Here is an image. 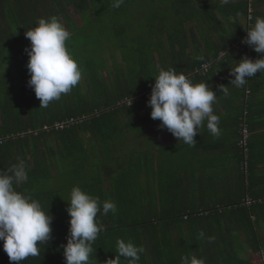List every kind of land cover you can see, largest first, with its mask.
<instances>
[{
	"label": "trees",
	"instance_id": "1",
	"mask_svg": "<svg viewBox=\"0 0 264 264\" xmlns=\"http://www.w3.org/2000/svg\"><path fill=\"white\" fill-rule=\"evenodd\" d=\"M6 2L0 0V9ZM48 3V17L58 18L71 40L90 19L109 39L116 33V50L111 66L88 65L78 85L47 108H40L28 75L20 77L21 97L15 95L11 74L0 77V170L23 160L28 181L16 190L54 217L51 239L40 245L41 254L21 264H65L66 208L77 186L101 204L110 200L117 206L115 214L97 216L104 230L92 245L91 264L115 258L118 239L145 249L138 264H181V257L192 255L206 264H264L259 257L264 251V169L253 115L261 73L239 88L230 85L234 77L229 75L245 56L240 44L259 17L257 0L252 20L247 0H124L119 8L113 0ZM252 53L253 60L259 58ZM206 65L208 71H200ZM161 68L218 90L214 111L222 106L219 96L225 97L219 86L234 97L238 176L231 189L223 185L215 198L206 199L205 185L192 183V147L150 117L147 101ZM71 119L74 124L56 128ZM242 125L250 131L247 177L242 170L245 151L239 146ZM248 197L255 203L246 206ZM0 264H10L3 241ZM122 264H127L123 258Z\"/></svg>",
	"mask_w": 264,
	"mask_h": 264
},
{
	"label": "clouds",
	"instance_id": "2",
	"mask_svg": "<svg viewBox=\"0 0 264 264\" xmlns=\"http://www.w3.org/2000/svg\"><path fill=\"white\" fill-rule=\"evenodd\" d=\"M124 0H113L112 6L119 8ZM228 0H222L227 3ZM247 35L241 43L250 47L259 58L247 56L230 69L234 77L230 85L244 86L248 79L264 72V17H257L254 25L246 30ZM30 47L25 48L29 57L27 71L30 79L27 84L40 101V108L59 101L63 95L72 91L83 76V70L69 52L66 42L71 33L56 17L39 19L37 26L25 32ZM219 90L228 95L226 86ZM217 93L208 83L193 84L185 74L175 69L161 68L151 86L147 106L151 108L150 117L160 121L159 127L166 129L178 141L196 146L199 130L206 123L213 137L221 134L220 117L214 114L213 104ZM28 181L27 166L23 160L12 164L6 171L0 170V241L10 264H21L28 257L41 254L40 245L51 239L54 217L43 210L39 201L16 190L22 182ZM117 206L106 200L101 204L80 187H73L66 212L70 217L67 243L63 246L65 264H91L93 243L104 226L97 220L98 214H115ZM204 234L201 233V236ZM213 237L208 240L211 243ZM145 249L136 246L131 240L116 241L115 258L107 259L104 264H138ZM181 264H206L203 258L181 257Z\"/></svg>",
	"mask_w": 264,
	"mask_h": 264
},
{
	"label": "crops",
	"instance_id": "3",
	"mask_svg": "<svg viewBox=\"0 0 264 264\" xmlns=\"http://www.w3.org/2000/svg\"><path fill=\"white\" fill-rule=\"evenodd\" d=\"M46 3L47 0H37L36 2L35 0H7L5 6L0 9V75L5 74L8 70L13 71V68H15L13 60H17L18 63L20 58L25 57L22 54L25 52V48L30 47V41L25 37V32L37 26L39 19L49 18L48 15L51 14L48 12L52 9V6L50 3L45 6ZM257 5L259 7V17H264V0H257ZM42 7L47 10H43ZM7 13H13V16H7ZM20 63L21 67L18 64L17 69L20 67L22 70H27L26 62L21 61ZM10 74L15 82L16 76L12 72ZM258 82L259 92L256 95V100L259 105L255 108L253 115L258 120V124L255 126L257 128L255 139L260 145V166L264 169V72H261V79ZM217 91L215 89V92ZM221 99H223L222 106L214 111V114L220 117V136L218 138L213 137L205 123L200 128L199 134L194 137L196 146L192 147V170L195 171V176H192V183L205 185L204 196L207 197L206 199L215 198L223 190V185L231 189L234 179L238 176L236 132L233 125L236 114L233 112L234 107H232L234 97L227 95L222 98L220 95L219 101ZM235 103L237 104V99ZM262 176H264V171ZM209 185L211 187H208Z\"/></svg>",
	"mask_w": 264,
	"mask_h": 264
},
{
	"label": "rangeland",
	"instance_id": "4",
	"mask_svg": "<svg viewBox=\"0 0 264 264\" xmlns=\"http://www.w3.org/2000/svg\"><path fill=\"white\" fill-rule=\"evenodd\" d=\"M141 21L145 22L144 19H141ZM98 24L99 23H92L90 19L85 20L84 28L86 27V30H82L81 33L79 34L75 33L74 34L75 39H72V40L70 39L69 41L66 42V46L69 52L71 53L72 57L78 62V65L82 68L83 71L90 64L92 65V67H94V65L100 66V64L106 67L111 66L110 56L112 53L114 54L116 50V47H115L116 46V40H115L116 33L113 32V35L110 36V38H113V39H109V34L105 33V31H102V34H100V31H98L99 30ZM130 34H133V33H129L128 39L132 38L133 36ZM28 60H29L28 56H25L24 58H20L18 60V63H17V60L16 61L13 60V65L15 68H13V71L11 72L16 76L15 82L13 85L15 88L14 89L15 95L17 96L20 95L19 97H21V92H22L21 86L22 84H24L23 80H21L20 77H22V75H25V76L28 75L27 78L29 77L28 80L30 79V74L28 73V71L25 69L23 70L20 69L21 67L20 62L25 61L26 64H28ZM90 60L91 62H89ZM18 64L20 67L17 69ZM9 72L8 74L11 73ZM2 75H0V77ZM103 76L107 79L109 75L108 73H105Z\"/></svg>",
	"mask_w": 264,
	"mask_h": 264
},
{
	"label": "built area",
	"instance_id": "5",
	"mask_svg": "<svg viewBox=\"0 0 264 264\" xmlns=\"http://www.w3.org/2000/svg\"><path fill=\"white\" fill-rule=\"evenodd\" d=\"M254 0H247L248 2V7H249V10H248V20H252V15H253V8H252V3H253ZM247 35V33H246ZM245 35V37H246ZM244 49H246V52H245V56L249 57L252 59L253 57V53H252V50L250 49V47H248L247 45H244V44H240ZM224 56V54L222 55ZM209 69V66H202L201 70L200 71H208ZM199 72V71H198ZM250 93V92H248ZM75 123V120L71 119L65 123H59V124H56V128L57 129H64V128H67L68 126L72 125ZM239 136H240V140H239V146L240 148L244 149L245 151V156H244V162H243V165H242V170L244 172V174L246 175V177L248 176V151H247V146H248V142H249V139H250V131L248 130L247 126L246 125H242L240 127V130H239ZM1 142V140H0ZM253 203H255L251 198H246L245 201H244V204L246 206H250L252 205ZM259 257H260V260L264 263V251H261L259 253Z\"/></svg>",
	"mask_w": 264,
	"mask_h": 264
}]
</instances>
